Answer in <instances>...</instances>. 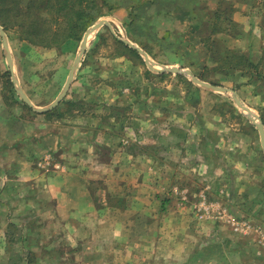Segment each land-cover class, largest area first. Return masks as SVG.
I'll list each match as a JSON object with an SVG mask.
<instances>
[{
	"label": "crops",
	"instance_id": "obj_1",
	"mask_svg": "<svg viewBox=\"0 0 264 264\" xmlns=\"http://www.w3.org/2000/svg\"><path fill=\"white\" fill-rule=\"evenodd\" d=\"M182 12L187 14L182 22L190 15L195 17L193 10ZM168 16L174 19L179 15L172 11ZM203 25L209 35L208 22H197L196 31ZM260 30L255 25L238 31L242 36L243 32L248 36L258 34L255 37L259 41ZM233 39L246 42L238 36ZM257 40L246 42V50L242 51L233 44L225 46L245 53L252 51ZM6 60V103L0 93V209L5 211L1 221L6 224V238L0 232V256L6 259L1 264H151L148 261L155 260L188 264L192 259L189 264L215 263L214 256L209 259L201 254L200 246L192 252L187 250L188 239L196 244L201 239L200 230L192 226L193 220L196 222L194 211L199 215L203 212L200 201L215 204L217 207L209 211L215 212L213 209L225 208L219 198L229 196L226 186H215L224 167L212 164L205 155L212 142L194 124L164 119L161 133L156 132L155 113L159 110L150 100L140 107L134 105L126 121V117L123 120L118 115H101V108L91 110L87 107L91 96L82 90H73L70 95L71 101L81 106L75 105L76 111L72 106L62 111L61 103L67 101L69 87L54 107L48 109L60 94L51 104L36 107L13 69L15 87L7 57ZM252 61H259V57L253 55ZM201 92L200 88L198 95ZM157 136L161 139L156 140ZM158 153L164 155L163 167L153 164L156 158L162 162L156 157ZM198 171L204 172L202 179H197ZM208 179L218 191L214 201L203 195L193 201V212L189 200L185 209L174 211L172 187L188 188L195 196L203 187L197 181ZM240 186V198L250 205V198L245 196L250 186L245 181ZM193 196L189 195L190 200ZM219 241L223 245L222 235ZM251 250L255 260L247 263L244 250L238 247L236 253L230 254L232 258L236 254L232 264L235 259L236 264H264L262 259H256L260 252Z\"/></svg>",
	"mask_w": 264,
	"mask_h": 264
},
{
	"label": "rangeland",
	"instance_id": "obj_2",
	"mask_svg": "<svg viewBox=\"0 0 264 264\" xmlns=\"http://www.w3.org/2000/svg\"><path fill=\"white\" fill-rule=\"evenodd\" d=\"M30 1L20 0L21 4L27 7L33 3L29 11H40L39 16L42 18L45 13L38 7L39 4L35 0H33L35 2ZM95 1L102 15L79 39L77 38L78 40L62 48L33 46L23 39L17 27L10 28L6 32L0 25L6 36L14 73L18 75L21 88L27 93L28 99L36 107H44L55 100L64 89L69 73L82 50L84 34L93 25L105 19L109 26L98 28L86 41V48L81 53L69 84V91L65 97L67 101H62L61 110L67 109L65 102H71L72 109L76 111L75 105L81 106V104L71 101L70 95L73 90H82L87 91L91 96L87 102L90 104L87 107L91 110L101 108V115L104 113L105 116L118 115L121 119L126 117V121L130 118L134 105L140 107L146 99L150 100L159 110L155 113L156 132L161 133V122L164 119L172 123L184 121L194 124L196 130L209 139V143L212 142V145L206 149L205 155L210 158L212 164H220L224 167L223 175L218 178L215 186L216 188L226 186L229 196L220 197L219 201L229 211L218 208L213 209L215 212H209L212 207L217 206L202 204L205 203L203 200L199 204L203 209V212H200L203 218L199 217V211L198 214L194 211L193 201L202 199L203 195L208 201L215 200L218 191L211 187L212 183L209 181L211 179L207 182L197 181V184H202L203 187L196 195L194 194L195 196L188 188L172 187L171 196L176 200V205L172 208L178 213L188 206L185 205L188 203L186 200L191 201V204H188L192 207L191 211L195 212L196 218L192 226H196V229L201 231L197 229L201 237L197 244V241L188 239L190 242L188 252L200 246L202 255L208 256L209 259L214 256V264H232L236 254L233 258L230 254L239 247L249 257L245 258L247 263L255 260V254L251 249L258 250L260 256L256 259L260 258L264 261V154L256 125L249 120L246 112L236 105L232 94L217 95L218 93L194 83L184 73H179L184 76L183 78H178L170 72H162L170 76H158L161 74L159 70L163 67L189 71V60L193 57L197 61L204 59L205 49L199 45V40L207 36L208 30L205 29L206 25H203L199 31H196L194 25L197 22H207L205 20L217 12L220 15L219 27H224L226 30L233 31V28L242 30L243 27L247 30L248 27L260 26L259 41L255 37L258 34L248 36L243 32L242 36V31H238L237 35L248 43L250 40L253 42L257 40L252 51H246L245 54L251 59L253 55L255 58L259 57L257 70L264 77V0H180L178 4L182 7L174 0ZM194 5L196 8H192ZM179 9H189L190 12L193 10L195 17L192 19L194 15H190V19L179 23L167 16L169 12ZM92 13H96V10ZM3 16L6 23V10L3 11ZM9 16L16 21L13 15ZM226 36L232 39L227 41L224 35L218 34L209 41L212 48L210 51L213 54L219 56L220 49L217 47L226 48L225 44L229 46L233 44L241 48V51L246 50L244 48L246 42H233L235 37L233 33ZM114 39L128 41L131 44L137 42L136 46L148 56L149 64L138 52L139 57L126 55ZM201 68L200 64L194 68V72L207 75L209 69ZM7 69L6 50L0 36V93L5 103L8 85L6 73L9 74ZM247 70L249 73L254 72V69ZM239 80L240 78L222 80L221 85L218 86L203 80L201 82L232 91L235 89L234 92L239 100L250 110V115L255 117V123H261L264 128V79L248 81V83L245 79L238 82ZM187 82L198 89L201 88V96L188 92ZM115 107L118 110L115 111ZM137 117L138 115H135V119ZM158 148L156 146V149ZM156 157L162 162L156 158L153 164L163 167L164 155L158 153ZM196 173L197 179L204 177V172ZM242 181L250 186L245 196L250 198L248 200L251 206L246 205L245 200L240 198V193L238 194ZM189 195L190 198L193 196L192 200ZM4 214L5 211L0 209V232L6 238V224L1 221L5 218ZM221 235L224 237L223 245H220L219 241ZM1 260L6 262V259L0 256V264ZM192 262L193 259L188 264ZM237 262L238 260L235 259L234 264ZM148 263L166 264L157 260Z\"/></svg>",
	"mask_w": 264,
	"mask_h": 264
},
{
	"label": "trees",
	"instance_id": "obj_3",
	"mask_svg": "<svg viewBox=\"0 0 264 264\" xmlns=\"http://www.w3.org/2000/svg\"><path fill=\"white\" fill-rule=\"evenodd\" d=\"M38 7L43 10L45 15L40 18V11H29L33 6H23L20 0H0V25L4 31H9L10 28L17 27L23 39L28 41L33 46H40L44 48H52L67 46L68 43L78 40L88 27L95 22L102 14L95 0H35ZM31 0L30 2H35ZM180 6V0H174ZM107 2V0H106ZM182 7V5L180 6ZM37 8V5H36ZM6 10V23L3 16V11ZM96 13H92L95 11ZM163 11V10H162ZM181 9L175 11L179 16L174 19L182 20L187 15ZM167 12V11H166ZM158 13V11H157ZM9 15H13L14 21ZM168 16V14H167ZM208 25H210V34L204 38H200L199 45L205 49L203 60L197 61L196 58L189 60L188 65L192 67V73L200 80L211 83L212 85H221L222 80L241 78L248 81L264 79L263 75L257 70L259 68V61H252L249 55L239 50H232L229 48H219V56L213 54L209 41L215 35H227L233 33L237 35L238 30H226L224 27H219L220 15L214 12L208 18ZM235 27V23H233ZM164 38L166 35L163 36ZM78 38V39H77ZM125 51L126 55L139 57L135 49L129 48L122 41L114 39ZM141 59V58H140ZM201 61V62H200ZM142 62V61H141ZM201 64V69H209L207 75H201L194 72ZM247 69H254V72L249 73ZM257 70V72H256ZM246 73H249L247 75ZM9 77V74L6 73ZM158 76L166 77L170 74L161 73ZM178 78L183 76L177 74ZM188 83L187 91L193 92L196 96L200 89L194 87L190 82ZM11 86V84H9ZM192 90V91H191ZM67 106H71V102H65ZM29 110H31L29 108ZM50 115L51 113H46ZM251 205V204H250Z\"/></svg>",
	"mask_w": 264,
	"mask_h": 264
},
{
	"label": "water",
	"instance_id": "obj_4",
	"mask_svg": "<svg viewBox=\"0 0 264 264\" xmlns=\"http://www.w3.org/2000/svg\"><path fill=\"white\" fill-rule=\"evenodd\" d=\"M102 26H109L108 22L104 19V20H100V22H98L97 24L93 25L83 36V41H82V50L80 52V54H78L77 58H76V61L71 69V72L69 73V76H68V79L66 81V84L64 86V89L62 90V92L60 93V95L58 96V98L55 100V102L50 106L48 107L49 108H52L54 107L55 105H57L60 100L63 98L64 94L66 93L68 87H69V84L72 80V76H73V73H74V70L80 60V57H81V53H83V50L86 48V41L89 37V35L96 31L98 28L102 27ZM0 36L2 37V40H3V46H4V49L6 50V57L8 59V63H9V67H10V71L12 73V79H13V82L15 83V87H16V81L14 79V73H13V68L11 66V57H10V54H9V51H8V46H7V41H6V36H5V33L3 31V29L0 27ZM126 45H128L129 47L135 49L139 54H141L144 59L146 60V62L148 63L149 60H148V56L142 52L140 50V48L134 46L133 44H131L130 42L128 41H123ZM149 64V63H148ZM161 73L162 72H170V73H173V74H176V73H184L186 75H188L192 81L196 84H198L199 86L203 87V88H206V89H209V90H212V91H215V92H225V93H230L232 94L233 96V100L235 101L236 105L244 112H246V114L248 115V118L251 122H253L255 125H256V128L259 132V136H260V142H261V147H262V151H263V154H264V128L262 126L261 123H255V117L250 115V110L245 107L242 102L239 100V98L237 97L236 93L232 90H228V89H225V88H218V87H214V86H210L206 83H203L201 82L200 80L196 79L189 71H179L177 68L175 67H172V68H166V67H163L161 70H159ZM21 98L24 100V102L30 106H32V104L30 103V101L22 94L21 91H18ZM33 107V106H32ZM48 109H45V110H48ZM39 112L41 111H45V110H38V109H35Z\"/></svg>",
	"mask_w": 264,
	"mask_h": 264
},
{
	"label": "bare ground",
	"instance_id": "obj_5",
	"mask_svg": "<svg viewBox=\"0 0 264 264\" xmlns=\"http://www.w3.org/2000/svg\"><path fill=\"white\" fill-rule=\"evenodd\" d=\"M102 20H104V19H102Z\"/></svg>",
	"mask_w": 264,
	"mask_h": 264
}]
</instances>
